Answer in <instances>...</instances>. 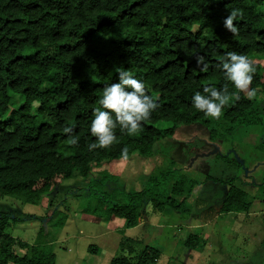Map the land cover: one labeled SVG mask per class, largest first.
I'll return each mask as SVG.
<instances>
[{
  "label": "trees",
  "instance_id": "1",
  "mask_svg": "<svg viewBox=\"0 0 264 264\" xmlns=\"http://www.w3.org/2000/svg\"><path fill=\"white\" fill-rule=\"evenodd\" d=\"M231 9L242 11L234 21L235 35L223 26ZM229 51L255 64L250 88L264 93V0H0V196L38 205L54 185L57 192H68L63 181L79 179L87 196L82 211L94 215L96 223L116 219L123 227L136 226L146 215V203L156 212L168 208L190 214L194 188L215 178L205 174L198 180L179 172L171 157L148 173L139 189L115 186L107 192L104 183L115 176L105 172L83 179L93 165L122 159L125 146L127 157H148L155 143L180 124L205 127L213 141L225 140L238 128L263 125L264 104L259 107L255 97L236 90L215 67ZM198 55L206 58L207 68L197 64ZM120 71L143 80L160 107L138 132L117 128L118 143L89 151L87 145L95 140L89 131L92 110L104 88L118 82ZM224 83L230 99L219 120L192 106L194 91ZM66 126L74 128L78 146L68 143ZM254 149L264 154V139ZM216 157L235 166L229 178L216 179L227 185L220 217L245 215L255 200L264 203V171L247 188L238 175L242 164ZM50 204L48 227L55 232L41 225L33 242L8 233L9 214L0 211V264H55L52 244L67 215ZM201 238L189 232L182 245L195 249ZM128 240L133 255H125L121 246L108 264L157 263L158 249L141 239ZM260 246L264 250V235ZM96 249L89 246V251Z\"/></svg>",
  "mask_w": 264,
  "mask_h": 264
},
{
  "label": "rangeland",
  "instance_id": "2",
  "mask_svg": "<svg viewBox=\"0 0 264 264\" xmlns=\"http://www.w3.org/2000/svg\"><path fill=\"white\" fill-rule=\"evenodd\" d=\"M253 97L259 101V107L264 104V93L260 89ZM263 139L264 124L238 128L227 134L225 140L214 141L209 139L205 127L180 124L174 134L155 143L148 157L134 154L105 162L98 168L93 165L88 177L83 179L85 182L97 179L105 172L115 176L105 181L107 192L115 186L139 189L148 173L173 157L177 171L190 173L198 180L205 174L215 178L205 179L194 188L189 202L192 199V208L197 213L185 214L168 208L156 212L146 203L143 207L146 215H142L145 218L141 216L136 226L123 227L116 219L96 223L91 221L94 215L82 211L87 196L83 194L84 183L79 179L63 181L64 186L71 189L68 192L62 189L57 192L58 185H54L38 205L0 196V211L9 214L8 233L33 242L41 225L55 232L54 227H48L54 208L50 203L55 202V208L67 215L52 244L55 264H108L111 256L122 251L121 246L125 248V255H133L126 248L130 244L128 239L133 238L160 251L156 264H264V250L260 246L264 235V203L255 200L245 215L230 213L220 217L219 204L227 185L216 180L229 178L235 170L231 161L216 157L219 154L242 164L238 175L247 188L257 183L264 171V154L254 151V147ZM189 232L202 236L199 247L192 250L182 245ZM93 245L97 251H89V246Z\"/></svg>",
  "mask_w": 264,
  "mask_h": 264
},
{
  "label": "clouds",
  "instance_id": "3",
  "mask_svg": "<svg viewBox=\"0 0 264 264\" xmlns=\"http://www.w3.org/2000/svg\"><path fill=\"white\" fill-rule=\"evenodd\" d=\"M242 16L240 9H231L223 20V26L232 34H238L239 27L234 21ZM198 65L207 68L206 58L196 56ZM226 81L239 92H246L251 98L255 89L250 88L256 72L255 64L242 53L229 51L215 65ZM239 99V96H236ZM230 99L229 84L224 83L219 88L206 85L202 91H194L192 106L214 120L221 118L225 105ZM160 107L158 97L149 95L143 80L137 79L127 71L118 72V82L107 85L98 106L92 110L89 131L95 140L87 145L89 151L96 149L107 150L114 143H118L116 129L124 133H136L142 129V122L151 118L154 111ZM63 132L68 134V143L79 145V137L74 135L73 127H64ZM128 149H121V156L127 158Z\"/></svg>",
  "mask_w": 264,
  "mask_h": 264
},
{
  "label": "crops",
  "instance_id": "4",
  "mask_svg": "<svg viewBox=\"0 0 264 264\" xmlns=\"http://www.w3.org/2000/svg\"><path fill=\"white\" fill-rule=\"evenodd\" d=\"M171 158L175 161V159H174L173 157H171ZM226 189H227V188H226ZM190 196H191V195H190ZM190 196H189V198H190ZM189 198H188V199H189ZM190 203H192V199L190 200ZM192 206H193V205H192ZM192 206H191V213H190V214H192V213H197V212L194 211V209L192 208ZM195 210H197V209H195ZM200 210H201V209L199 208L198 211H200ZM202 211H203V209H202ZM218 214H219V213H218ZM142 218L144 219L145 217L142 216L141 219H142Z\"/></svg>",
  "mask_w": 264,
  "mask_h": 264
}]
</instances>
